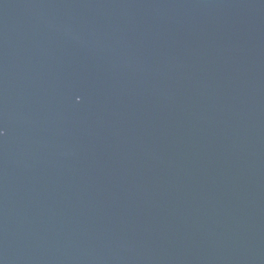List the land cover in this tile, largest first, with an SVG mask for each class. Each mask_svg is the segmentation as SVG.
<instances>
[{
	"label": "water",
	"instance_id": "water-1",
	"mask_svg": "<svg viewBox=\"0 0 264 264\" xmlns=\"http://www.w3.org/2000/svg\"><path fill=\"white\" fill-rule=\"evenodd\" d=\"M0 264H264V0H0Z\"/></svg>",
	"mask_w": 264,
	"mask_h": 264
}]
</instances>
